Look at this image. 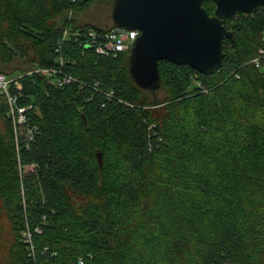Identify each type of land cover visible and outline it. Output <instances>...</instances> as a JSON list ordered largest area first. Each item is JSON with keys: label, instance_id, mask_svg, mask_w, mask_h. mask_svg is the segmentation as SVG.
<instances>
[{"label": "trees", "instance_id": "obj_1", "mask_svg": "<svg viewBox=\"0 0 264 264\" xmlns=\"http://www.w3.org/2000/svg\"><path fill=\"white\" fill-rule=\"evenodd\" d=\"M94 1L0 0V264H264V6L212 74L160 60L158 99L67 19Z\"/></svg>", "mask_w": 264, "mask_h": 264}, {"label": "water", "instance_id": "obj_2", "mask_svg": "<svg viewBox=\"0 0 264 264\" xmlns=\"http://www.w3.org/2000/svg\"><path fill=\"white\" fill-rule=\"evenodd\" d=\"M204 1L113 0L114 25L139 31L128 60L129 74L138 87L152 91L160 87V60L188 65L203 75L217 71L223 40L233 36L223 20L236 12L253 14L264 6V0H210L215 7L209 15Z\"/></svg>", "mask_w": 264, "mask_h": 264}, {"label": "built area", "instance_id": "obj_3", "mask_svg": "<svg viewBox=\"0 0 264 264\" xmlns=\"http://www.w3.org/2000/svg\"><path fill=\"white\" fill-rule=\"evenodd\" d=\"M71 34L77 35L78 32L72 31L69 28H64L61 34V39L59 44H61ZM138 34H139L138 30L135 29L127 30L119 26H115L101 33H96L93 30H89L88 36L90 37L91 40L89 46H92L97 53L105 56L108 55L116 56L118 53L121 52H128L129 54L130 49L133 45V41ZM58 49L59 47L56 48V51H59ZM262 61H264V47L259 48L257 56L251 59V62H253V64L256 67H259ZM35 71L37 72L42 71L46 73H54V72L59 73L58 70L44 69V68H36ZM11 80L12 79L9 78L6 74L0 72V93L6 95L10 105L12 106L15 103L16 96L10 95L8 92ZM72 81H75V79L71 75L65 73L62 74L60 78H57L58 85L69 84ZM82 85L83 84L81 83V86ZM106 95L109 99L112 98L113 91L112 90L107 91ZM11 111L13 110L11 109ZM16 111H17V115H15L16 122L24 123L26 120L24 115L25 108L17 107ZM25 238L30 242L31 236L29 233L26 234ZM30 253L32 254L33 251H31ZM80 263H82V261H80Z\"/></svg>", "mask_w": 264, "mask_h": 264}, {"label": "rangeland", "instance_id": "obj_4", "mask_svg": "<svg viewBox=\"0 0 264 264\" xmlns=\"http://www.w3.org/2000/svg\"><path fill=\"white\" fill-rule=\"evenodd\" d=\"M111 9L112 1H94L90 3L89 6H87L83 11L68 12L67 19H72L75 24L88 23L93 27H99L108 30L115 27L113 26V21L111 18ZM262 69L264 70V62ZM163 93L164 92L162 90L158 89L155 95L156 97L158 96V99H161L163 97Z\"/></svg>", "mask_w": 264, "mask_h": 264}]
</instances>
